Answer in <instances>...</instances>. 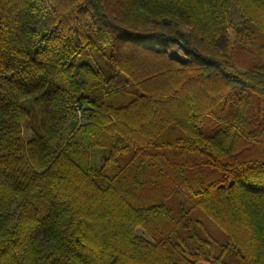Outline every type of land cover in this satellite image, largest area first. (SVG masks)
I'll return each instance as SVG.
<instances>
[{
	"label": "trees",
	"instance_id": "trees-1",
	"mask_svg": "<svg viewBox=\"0 0 264 264\" xmlns=\"http://www.w3.org/2000/svg\"><path fill=\"white\" fill-rule=\"evenodd\" d=\"M200 263L264 264V0H0V264Z\"/></svg>",
	"mask_w": 264,
	"mask_h": 264
},
{
	"label": "rangeland",
	"instance_id": "rangeland-1",
	"mask_svg": "<svg viewBox=\"0 0 264 264\" xmlns=\"http://www.w3.org/2000/svg\"><path fill=\"white\" fill-rule=\"evenodd\" d=\"M231 23L235 25H242L244 23L243 18L241 17L240 11L237 6H234L233 11L230 16ZM103 154V150L101 148L96 149L95 161L98 165L101 164V156ZM138 233L140 235L145 236V238L152 240L151 237L145 232L142 228H138ZM200 264H209V263H200Z\"/></svg>",
	"mask_w": 264,
	"mask_h": 264
}]
</instances>
